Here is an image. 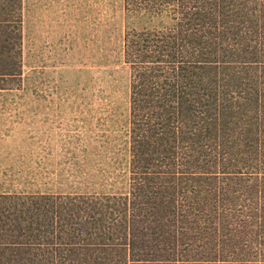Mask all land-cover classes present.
Segmentation results:
<instances>
[{"label":"rangeland","instance_id":"374dc122","mask_svg":"<svg viewBox=\"0 0 264 264\" xmlns=\"http://www.w3.org/2000/svg\"><path fill=\"white\" fill-rule=\"evenodd\" d=\"M0 264H264V0H0Z\"/></svg>","mask_w":264,"mask_h":264},{"label":"trees","instance_id":"16d2710c","mask_svg":"<svg viewBox=\"0 0 264 264\" xmlns=\"http://www.w3.org/2000/svg\"><path fill=\"white\" fill-rule=\"evenodd\" d=\"M198 29H196V31H197ZM148 56V55H147ZM169 56V55H168ZM175 56H178V57H174V54H170V57H174V58H180V59H183V56H185V55H181V54H175ZM139 60H136V61H132L131 60V62H132V64L133 65H135V70H136V73H135V75L137 76V78H139V79H142V75L145 77V75H146V70H147V68L145 67V66H143V65H141L140 63L142 62V57H140V55H138V56H136ZM245 59V58H244ZM246 61L247 62H249V63H251L250 61H251V59H253V58H248V57H246ZM169 61V60H168ZM143 63V62H142ZM174 64V63H173ZM172 63H167V68L169 67V65H171V67L172 66H174ZM148 67V66H147ZM160 69H162V71L161 72H163V69L165 68V66H163V65H159L158 66ZM147 104V103H146ZM145 104V105H146ZM175 106V105H174ZM174 107H172V106H170L169 108H168V110H167V112L168 113H170L172 110H174L173 109ZM145 121H146V126L144 125V124H142V126H141V128L138 130V127H137V123H136V121H135V123L133 124V126L131 127V135H130V139H131V143L133 144V148L135 149V152L137 153V154H139V155H137V154H135L136 155V157H137V159H136V162H135V164H134V166H136L137 165V169H138V171H139V173L142 175L145 171H143L144 169H146V168H148L149 169V167L148 166H150V165H152L148 160H149V158H148V160L147 159H145L142 155H143V152H141V151H145V152H147V153H150V154H154V153H156V152H158V151H156L155 149H154V144L153 143H151V142H153L150 138H148V137H146V136H144V135H142V133L143 132H145L146 131V129L148 128L147 127V122H148V120L145 118ZM159 131H156V133L155 132H152L151 133V137H153L154 135H156L157 133H158ZM158 135V134H157ZM167 136H169V137H167ZM166 137H161V141H163V140H165V141H174L175 139H176V137H174V136H170V135H167ZM167 138V139H166ZM141 141H143V142H141ZM197 143H198V140L196 141ZM178 143V142H177ZM135 146V147H134ZM143 149V150H142ZM141 150V151H140ZM162 152H158V154H157V156H156V158H152L151 160L153 161L154 159H155V162H157L159 159H162V158H165V157H167V155L170 153V150H166V149H162L161 150ZM141 152V153H140ZM172 183V182H171ZM171 183H169V184H171ZM146 186V185H145ZM145 186H143V187H145ZM166 189H168V187H161V186H159V189H158V192H157V194L153 197H149L150 198V201L152 202L151 204L155 207H158V206H160V205H162V204H164L165 202L164 201H166L165 200V197H163V198H160V199H158L159 197H158V195H160V194H162L161 193V190H164V191H166ZM182 196H183V194H182ZM148 200V199H147ZM169 201H166V202H173V199H168ZM150 201H149V203H150ZM178 203V202H177ZM177 203H175V206H176V204ZM153 206H152V208H153ZM217 230L218 229H214V230H212L211 232H213V231H216L217 232ZM153 233H156V232H154V230H153ZM218 242H219V240L216 242V243H214V244H216V245H218ZM59 244H60V242H59ZM188 245V244H187ZM234 245V244H233ZM63 246H60L59 248H62ZM231 247H233V246H231Z\"/></svg>","mask_w":264,"mask_h":264}]
</instances>
